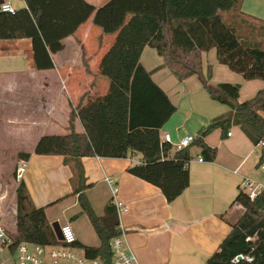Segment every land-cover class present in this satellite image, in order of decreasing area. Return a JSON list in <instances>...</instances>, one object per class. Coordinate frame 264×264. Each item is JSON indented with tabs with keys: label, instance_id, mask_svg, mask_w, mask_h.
I'll return each instance as SVG.
<instances>
[{
	"label": "crops",
	"instance_id": "0c3cea01",
	"mask_svg": "<svg viewBox=\"0 0 264 264\" xmlns=\"http://www.w3.org/2000/svg\"><path fill=\"white\" fill-rule=\"evenodd\" d=\"M88 1L99 7L109 0ZM3 2L11 3L15 9L26 6L24 0ZM135 20V16L129 15L121 31L103 34L91 17L74 35L64 40L63 50L52 54L55 67L45 70L36 66L30 38L0 40V130L6 134L0 135V153H14V157L7 156L3 161L14 158V164L25 166L16 183V193L23 182L32 206H47L51 223L64 218L65 223L79 224L81 214L85 213L78 194H73L78 185L71 167L75 161L65 163V154L74 151L68 138L70 103L76 106L89 91L77 111L75 130L80 134L83 156L79 160L89 185L86 194L96 213L104 216L108 204L115 208L119 227L127 230L129 244L141 264H204L228 235L229 222H233L232 209L240 210L237 204L232 206L239 188L252 178L263 183L259 180L264 178L260 171L263 169L260 162L263 145H255L239 125L229 128L232 135L217 128L205 137L206 144L218 150L214 161L204 158L199 145L195 155L191 146L196 142L191 143L187 146L192 156L190 184L171 202L158 186L131 174L128 167L140 163L142 155L129 152L125 143V89L129 79L125 74L118 77L113 74L132 69L111 61L106 51L110 40H114L113 46L119 47L124 44L127 32H133L132 37L137 36L138 30L132 27ZM227 21L234 29L243 30L240 36L248 41L253 42L257 36L264 37V0H242L237 11L227 13ZM258 22L261 23L259 32L255 28ZM146 48L148 46L141 52L140 62L177 106V111L160 130L161 139L166 133L174 142L186 135L196 137L213 119L228 113L230 108L226 107L230 106L214 100L197 75L194 76L198 82L192 81L194 76L179 80L163 66L160 55L159 61L150 64L147 60V64L143 58ZM86 60L92 73L86 71ZM209 64L213 67L211 82L214 83L215 71L222 65L215 48L204 53V73ZM230 81L241 82L242 88L250 84L254 95L264 87L261 79L246 80L243 77ZM238 101H245L241 87ZM6 107L16 108L19 115L5 114L2 108ZM182 110L187 113L183 121L179 116ZM262 114L264 116V111ZM216 131L220 134L218 140L213 141L212 134ZM176 151L173 147L171 156ZM106 176L115 180L119 187L118 199L127 205V210L121 214L112 203V189ZM101 191L106 194H100ZM104 197L102 213H98L95 203ZM67 200L73 201L72 207L79 205L81 211L69 216L64 212L51 216L49 209ZM3 202L4 197L0 198V220L17 229V202L15 208H10L11 217L3 211ZM91 226L95 230L92 223ZM74 229L80 243L100 245L98 235L99 243L91 244L81 228L75 226ZM5 251L0 252V264H7V261L15 264L10 253Z\"/></svg>",
	"mask_w": 264,
	"mask_h": 264
},
{
	"label": "trees",
	"instance_id": "16d2710c",
	"mask_svg": "<svg viewBox=\"0 0 264 264\" xmlns=\"http://www.w3.org/2000/svg\"><path fill=\"white\" fill-rule=\"evenodd\" d=\"M24 1L26 6L14 12L0 9V40L30 38L35 63L40 70L55 67L52 54L63 50L64 40L74 35L91 17L103 34L121 31L129 15L135 16L132 27L136 31L143 27L139 22L141 17L153 19L150 29L145 32L148 35L126 66L132 70L126 76L129 80L125 89V143L129 152L142 155V161L129 166L128 171L158 186L169 202L189 186L192 156L188 147L171 156L172 144L161 139L160 130L177 111V106L140 62L145 46L154 48L163 58V66L179 80L197 75L214 100L230 106L228 113L213 119L195 137L194 142L201 147L206 160L216 159L218 150L207 145L205 137L217 128L228 133L231 126L239 125L255 145L264 143V87L251 98L239 102L240 87L231 82L212 83L211 64L204 73V53L215 48L219 62L230 70L246 80H264V48L242 38L239 30L224 17V12L237 11L242 0H109L99 7L88 0ZM85 66L87 73H92L87 60ZM88 94L89 91L76 106L70 103L68 138L74 151L65 154V163L75 161L71 167L78 185L73 194H78L82 212L88 216L101 243L91 246L77 240L75 245L83 249L87 257L100 258L103 264H111L110 241L120 233L116 210L108 204L104 216L96 213L86 194L89 185L79 160L83 152L75 120L83 98ZM263 161L264 144L260 162ZM17 193L16 242L44 246L63 244L47 217V206H32L23 182ZM234 204L241 205L243 212L235 221L229 222L228 235L204 264H264V192L252 199L241 186L232 206ZM241 255L244 257L235 262L234 259ZM246 256L252 260H247Z\"/></svg>",
	"mask_w": 264,
	"mask_h": 264
},
{
	"label": "rangeland",
	"instance_id": "374dc122",
	"mask_svg": "<svg viewBox=\"0 0 264 264\" xmlns=\"http://www.w3.org/2000/svg\"><path fill=\"white\" fill-rule=\"evenodd\" d=\"M95 2L100 3L102 1L101 0H95ZM228 12L229 11L224 12V17H225L226 22H228L227 21V13ZM139 22L143 23V27L138 30V32H137L138 34L136 37H131V35H132L131 33H133V32L129 31V32H127L126 35H124L125 42L123 45H121L119 47H115V46H113L114 40H110L109 41L110 43L108 42L109 46L107 48L106 53L108 52L110 54L109 59L111 61L120 62L121 65H124L125 67L128 66L130 61H132L134 53L138 49L140 42L143 41L145 39V37L148 35V32L146 33V35H145V32H146V29H148L149 26L151 27V24H153V19L144 16V17H141V20ZM256 25H257V27H255V28L259 32L261 23L258 22V24H256ZM263 27H264V25H263ZM245 30H246V28H245ZM249 31H251V30L249 29ZM242 32H244V31L243 30L239 31V33H242ZM143 34H144V36H143ZM249 41H251V40L249 39ZM253 42H255L254 44H259V46L264 48V37L263 36H260V37L257 36ZM143 58H144V61L146 63L148 60V62L150 64H153L156 61H159L161 59L159 54L157 53V51L150 46H148V48H146V50L143 54ZM105 59L106 58H104V60ZM127 69H128V67H127ZM122 74L123 75L125 74L127 76L129 74V72L128 71H126V72L120 71L119 73H114L113 75L115 77H118ZM237 78H239L240 80L243 79L241 74L231 71L226 65L222 64L216 69L215 79H212V81H214V83L215 82L216 83H218V82H231L230 80H237ZM191 79H192V81H197V82L199 81L196 76H194ZM176 81H178V80H176ZM231 83H233V82H231ZM248 83H250V82H248ZM234 84L235 85H238V84L241 85L242 96H244V100L251 98V96L254 95V93H252L253 91L251 90L250 84H245L243 88H242L241 82H235ZM226 108L228 109L230 107H226ZM15 109L16 108H13V107L2 108V110L5 114L13 113V114L19 115V111H15ZM179 116H180V120L183 121V119H185L187 117L186 111L182 110L180 112ZM3 128H6V126H4ZM219 134L220 133L218 131L214 132V134H212V140L217 141ZM0 135L4 136L6 134H3L2 131L0 130ZM191 150L193 153H195V155H196V153L198 154V151H199L198 145L193 144L191 146ZM12 155H13V157L15 156L14 153H9V152L6 154L0 153V198L2 199L4 197V202L2 203L3 211H6V214L8 217L9 216L11 217L10 213H12V209L16 207V202L18 204V201H17L18 195H17L15 189H16V183H18V172H17V170L21 166L17 163L14 164V158L3 161L4 158L7 159V156L11 157ZM260 171L262 172L261 175L264 176V170L262 169ZM252 180H255V179L252 178ZM259 180L263 181L262 184H264V178L259 179ZM100 194H106V193H103L101 191ZM72 202H73L72 200H67L64 203L57 204L56 206L49 209V213L53 217H55L58 214L63 213V212L66 214V216H69V214H74L75 212L79 213L81 211V207L79 205L76 207H72L71 206ZM95 204H96L95 207H96V210L98 211V213H102V206L105 204V197L101 201L98 200ZM10 208H12V209H10ZM239 208H240V210H237L235 208V211L232 209L233 221H235L243 212V208L242 207H239ZM13 213H15V211ZM81 215H82V218H81L82 221L75 226L81 228L82 231L86 233V235H87L86 240H88L89 243L98 244L99 239H98L97 233L95 230H93L91 223H90V220H88L89 218H87L86 214H81ZM11 221H12V218H10V222ZM65 221L66 220L64 218L58 219V222L60 224L65 223ZM72 225H73V227H75L74 223ZM31 248H32V250L37 252L35 246H31ZM7 251L8 250H6L5 253H7ZM50 252H51V248L48 246L45 247L44 254H45L46 260H48L49 262L54 264L53 260L50 258ZM76 252H77V254H82L81 249H76ZM10 255H11V253H10ZM11 262L7 261V264H10ZM14 263H15V261H14ZM63 263H64V261H59V264H63Z\"/></svg>",
	"mask_w": 264,
	"mask_h": 264
},
{
	"label": "built area",
	"instance_id": "2783aa9c",
	"mask_svg": "<svg viewBox=\"0 0 264 264\" xmlns=\"http://www.w3.org/2000/svg\"><path fill=\"white\" fill-rule=\"evenodd\" d=\"M0 9L9 12L15 11L12 4L8 2H2ZM228 135H232V132L228 131ZM162 140L170 142L176 150H181L193 143L195 136L192 134L186 135L179 141L174 142L171 135L166 133ZM259 144L263 145L264 143L260 142ZM200 160L203 159L200 158ZM261 167L264 169V162L261 163ZM24 171L25 166L21 165L17 170L18 178L23 175ZM106 180L112 189V203L116 206L118 213L121 214L127 210V205L118 199L119 187L115 180L108 176H106ZM243 186L252 199L260 192H264V184L256 181L253 182V180L246 181ZM237 205L242 207L239 204ZM16 230L17 229L8 227L0 220V252L8 250L15 264H52L45 258L44 249L47 246L51 248L50 258L53 260L54 264H59V261H64L63 264H103L100 258L87 257L84 252H82V254H77L76 249L80 248L75 245L77 235L71 223L61 225V233L63 235L61 241L63 244L60 245L53 244L44 246L27 241L16 242ZM110 244L113 252L111 264H141L129 244L128 232L123 226H120V233L111 239ZM31 246H35L37 252L32 250ZM243 257L242 255L237 256L234 261L237 262ZM246 259L249 261L252 260L249 256H246Z\"/></svg>",
	"mask_w": 264,
	"mask_h": 264
},
{
	"label": "water",
	"instance_id": "95a60500",
	"mask_svg": "<svg viewBox=\"0 0 264 264\" xmlns=\"http://www.w3.org/2000/svg\"><path fill=\"white\" fill-rule=\"evenodd\" d=\"M2 2H3V0H0V7H1ZM237 86L241 87V85H239V84ZM52 226L54 227V229H55V231H56V233L58 235V238L60 240H62L63 239V235L61 233V224L58 221H55V222L52 223Z\"/></svg>",
	"mask_w": 264,
	"mask_h": 264
}]
</instances>
